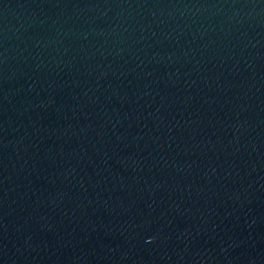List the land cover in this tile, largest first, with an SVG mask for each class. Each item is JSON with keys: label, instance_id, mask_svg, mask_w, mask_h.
<instances>
[{"label": "water", "instance_id": "water-1", "mask_svg": "<svg viewBox=\"0 0 264 264\" xmlns=\"http://www.w3.org/2000/svg\"><path fill=\"white\" fill-rule=\"evenodd\" d=\"M0 264H264V0H0Z\"/></svg>", "mask_w": 264, "mask_h": 264}]
</instances>
